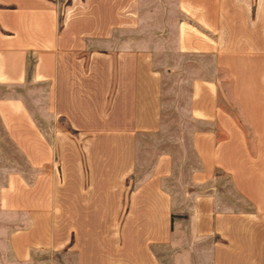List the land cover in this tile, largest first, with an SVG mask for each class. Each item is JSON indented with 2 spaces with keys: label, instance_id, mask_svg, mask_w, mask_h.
<instances>
[{
  "label": "crops",
  "instance_id": "obj_1",
  "mask_svg": "<svg viewBox=\"0 0 264 264\" xmlns=\"http://www.w3.org/2000/svg\"><path fill=\"white\" fill-rule=\"evenodd\" d=\"M141 2L0 0V125L31 172L0 184V264H264V0H176L200 28L181 22L179 51L191 35L213 52L252 131L219 104V75L192 80L186 205L161 163L126 189L137 138L163 125L162 41Z\"/></svg>",
  "mask_w": 264,
  "mask_h": 264
},
{
  "label": "rangeland",
  "instance_id": "obj_2",
  "mask_svg": "<svg viewBox=\"0 0 264 264\" xmlns=\"http://www.w3.org/2000/svg\"><path fill=\"white\" fill-rule=\"evenodd\" d=\"M140 13L142 19L140 26L151 30L152 33H155V37L162 41L159 52L161 56H164L161 70L166 78L163 80L162 95L163 125L159 131L137 138L138 170L127 178L126 189L132 188L141 178L143 172H149L161 163L160 166L166 168V175H168L167 167L171 166L170 175L162 183L172 190L173 198L180 199V203L186 205L189 201L194 200L190 194V188L186 190V186L193 184L190 179V171L197 164L189 143V137L195 126V121L189 113L192 80L208 79L219 75L220 82H223L221 87L224 97L218 102L226 111H230L231 116L243 128H246L245 132L248 137L252 133L249 129L251 115L244 114L243 101L240 102L241 105L231 97L230 86L225 80L224 73L221 72L223 68L214 65L215 55L202 44L201 40L188 35L187 50L179 51L181 22L184 21L196 29L200 28L193 21L187 20L179 14L176 0H142ZM167 73L169 74L166 75ZM42 92L41 87L29 86L21 94L31 106L37 100L38 108H41ZM252 120L255 121L254 117ZM10 170H21L27 176L31 173L21 154L7 139L0 125V184L3 183L5 174ZM218 173L220 174V184L225 187L229 184L227 176L225 173ZM127 206L129 207L130 204H127L126 198H123V209L119 214V221L125 215ZM138 209L144 208L139 207ZM144 211L148 212L146 209ZM138 228L142 234L147 226L142 223Z\"/></svg>",
  "mask_w": 264,
  "mask_h": 264
},
{
  "label": "trees",
  "instance_id": "obj_3",
  "mask_svg": "<svg viewBox=\"0 0 264 264\" xmlns=\"http://www.w3.org/2000/svg\"><path fill=\"white\" fill-rule=\"evenodd\" d=\"M33 64V62L32 61H30V63H29V69H30V67H31V65Z\"/></svg>",
  "mask_w": 264,
  "mask_h": 264
}]
</instances>
